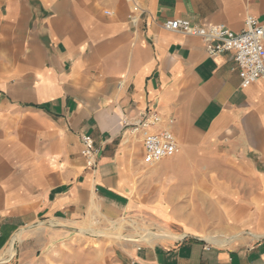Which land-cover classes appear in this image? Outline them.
Segmentation results:
<instances>
[{
	"label": "crops",
	"instance_id": "0c3cea01",
	"mask_svg": "<svg viewBox=\"0 0 264 264\" xmlns=\"http://www.w3.org/2000/svg\"><path fill=\"white\" fill-rule=\"evenodd\" d=\"M248 17L264 23V0H0V264H36L134 213L183 234L107 249L104 264H264V242L188 226L217 207L228 227L264 236V79L243 88L233 53L211 58L164 28L240 33ZM150 110L180 148L155 167L154 193L125 124ZM82 135L99 149L94 169Z\"/></svg>",
	"mask_w": 264,
	"mask_h": 264
},
{
	"label": "built area",
	"instance_id": "2783aa9c",
	"mask_svg": "<svg viewBox=\"0 0 264 264\" xmlns=\"http://www.w3.org/2000/svg\"><path fill=\"white\" fill-rule=\"evenodd\" d=\"M145 13L146 11L139 5H134L131 21L134 24L139 23ZM164 28L167 31L202 39L211 58L233 53L243 88L264 79V23L258 19L248 17L245 29L240 33H235L223 25L202 27L179 19L166 22ZM125 124L132 134L141 138L145 162L148 165H157L165 159L172 158L180 150L173 132L168 129L154 131L155 127L163 124V119L157 111L141 113L134 122ZM81 142L86 166L96 168L99 149L94 139L90 135H82Z\"/></svg>",
	"mask_w": 264,
	"mask_h": 264
},
{
	"label": "rangeland",
	"instance_id": "374dc122",
	"mask_svg": "<svg viewBox=\"0 0 264 264\" xmlns=\"http://www.w3.org/2000/svg\"><path fill=\"white\" fill-rule=\"evenodd\" d=\"M155 167H157V165L149 166L146 170L151 173L155 170ZM154 178V172L151 176H148L147 191L149 193H154ZM148 201H150V199H148ZM193 210L194 209H189V212L192 213ZM204 210L206 214H210V221L204 223L195 222L188 224V226L191 225L195 228L201 229L202 231L205 230L203 232L204 237H213L217 239L233 238L235 241L239 238L250 237L249 233L251 231L249 230H238L234 227H228L225 224L224 218L219 215V210L217 207H209L205 208ZM184 214H186V216L188 215L187 209L184 210ZM261 216H263V214H261ZM158 227L166 228V230L169 232L162 231V229H159ZM183 231L182 225L178 223H172L170 225H158L151 216L141 213H134L124 219L111 222L105 226L98 225L95 228H90L83 231L81 239L74 240L71 244L67 243L66 247H63L58 251L47 253L45 256H41L38 258L36 264H104L103 258L106 257L105 253L107 249H116L117 247H123L127 245L153 243L147 241L146 239H142L150 233L157 235H179L183 234ZM130 239L134 241H130ZM159 241H169V239H159L158 242ZM257 241L262 243L264 242V238L258 239L256 242ZM219 242L220 240H212L211 244H217L216 246H218ZM234 242H232V244ZM230 244L222 247L229 246Z\"/></svg>",
	"mask_w": 264,
	"mask_h": 264
},
{
	"label": "bare ground",
	"instance_id": "6f19581e",
	"mask_svg": "<svg viewBox=\"0 0 264 264\" xmlns=\"http://www.w3.org/2000/svg\"><path fill=\"white\" fill-rule=\"evenodd\" d=\"M166 235V236H165ZM252 235V238H254V239H259V238H261V236H258V235H253V234H251ZM262 237H264V236H262ZM147 241H150V242H154V241H156V240H159V239H174V237L172 236V235H169V234H161V235H154V236H149L148 238H145ZM208 242H212V240H210V239H206ZM130 241H134V240H132V239H130ZM223 242L221 241V242H219L218 244H222Z\"/></svg>",
	"mask_w": 264,
	"mask_h": 264
},
{
	"label": "water",
	"instance_id": "95a60500",
	"mask_svg": "<svg viewBox=\"0 0 264 264\" xmlns=\"http://www.w3.org/2000/svg\"><path fill=\"white\" fill-rule=\"evenodd\" d=\"M249 236L252 237L251 233H249ZM185 237H186V236H185ZM185 237H182V238H185ZM182 238H180V239H182ZM262 238H264V237H261V238H259V239H262ZM178 239H179V238H178ZM202 241H206V242H208L206 239H202Z\"/></svg>",
	"mask_w": 264,
	"mask_h": 264
}]
</instances>
